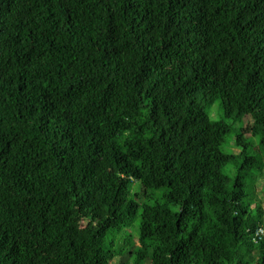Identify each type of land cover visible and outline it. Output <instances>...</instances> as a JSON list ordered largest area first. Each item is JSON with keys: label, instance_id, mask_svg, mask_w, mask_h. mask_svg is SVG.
<instances>
[{"label": "trees", "instance_id": "obj_1", "mask_svg": "<svg viewBox=\"0 0 264 264\" xmlns=\"http://www.w3.org/2000/svg\"><path fill=\"white\" fill-rule=\"evenodd\" d=\"M244 117L264 0H0V264H264Z\"/></svg>", "mask_w": 264, "mask_h": 264}, {"label": "rangeland", "instance_id": "obj_2", "mask_svg": "<svg viewBox=\"0 0 264 264\" xmlns=\"http://www.w3.org/2000/svg\"><path fill=\"white\" fill-rule=\"evenodd\" d=\"M212 110H218L217 105L213 106ZM211 110V112H212ZM212 115V113H211ZM212 118L215 120V118L212 116ZM235 126L234 133L231 135V137L228 139L227 144L224 146V151L229 152V153H234L238 154L239 150L237 149L236 146L233 144L235 143L236 139V134H242L244 138L246 139V142L248 143L249 147L252 150V153L259 157L260 161L262 162L261 164V171L259 172V181H258V192H259V199L262 202V207L264 209V157L263 154L260 152V141L259 137L254 136L253 132L251 129H248L249 125H253V121L250 118L244 117L241 120L231 121ZM236 169L234 167H229L227 168L228 174H234ZM134 192H139L141 191V188L138 187L137 185H134L133 187ZM81 225H85V223H81ZM264 229V228H263ZM131 234H133V237L131 239V242L137 244L138 243V238L137 235L134 233V231L131 230ZM123 243V240L121 241ZM131 250V249H130ZM129 262V255L128 253L118 255L112 262L111 264H127ZM150 264V263H146Z\"/></svg>", "mask_w": 264, "mask_h": 264}, {"label": "built area", "instance_id": "obj_3", "mask_svg": "<svg viewBox=\"0 0 264 264\" xmlns=\"http://www.w3.org/2000/svg\"><path fill=\"white\" fill-rule=\"evenodd\" d=\"M263 234H264V229H260V230L256 233L257 236H260V235H263Z\"/></svg>", "mask_w": 264, "mask_h": 264}]
</instances>
